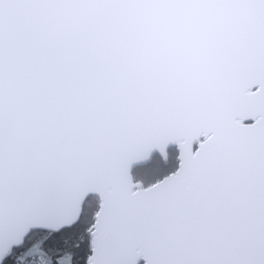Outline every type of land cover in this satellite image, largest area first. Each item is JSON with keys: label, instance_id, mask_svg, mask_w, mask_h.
<instances>
[{"label": "snow or ice", "instance_id": "1", "mask_svg": "<svg viewBox=\"0 0 264 264\" xmlns=\"http://www.w3.org/2000/svg\"><path fill=\"white\" fill-rule=\"evenodd\" d=\"M0 264H264V0H0Z\"/></svg>", "mask_w": 264, "mask_h": 264}]
</instances>
